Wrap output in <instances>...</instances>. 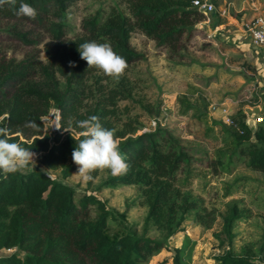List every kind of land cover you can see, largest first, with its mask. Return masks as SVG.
I'll use <instances>...</instances> for the list:
<instances>
[{"label":"trees","instance_id":"obj_1","mask_svg":"<svg viewBox=\"0 0 264 264\" xmlns=\"http://www.w3.org/2000/svg\"><path fill=\"white\" fill-rule=\"evenodd\" d=\"M79 1L16 0L14 6L0 7V42L42 46L44 54L43 60L36 54L17 60L6 59L0 50V127L9 130L10 142L40 154L41 165L59 170L64 179L76 171L72 153L76 140L82 138L78 122L96 115L104 127L114 129L118 103L136 99L129 77L117 79L89 68L81 59L79 44L110 43L126 59L125 72L145 59L132 44L137 34L154 42L168 61H194L188 48L200 35L197 25L206 18L193 6L194 0H100L97 10H81L78 19ZM22 2L37 10L35 19L16 15ZM52 108L60 112L61 129H71L78 137L43 136L41 118ZM187 109L194 111L193 119L203 127V138H209L215 127L223 135V145L204 163L214 175L228 169L233 160L264 174V121L252 129L242 110L224 124L196 107ZM129 123L123 122L124 129L115 134L130 169L120 176L109 170L105 184L136 188L148 208L145 223L164 231V239L130 230L111 240L106 234L111 214L95 193L75 200V189L51 175L21 171L0 178V250L16 249L23 256L0 257V264H150L162 252L170 254L165 261L171 264H187L190 243L172 249L167 240L181 232L190 217L193 227L207 228L214 220L178 185V174L192 164L193 150L159 126L134 136L135 128ZM227 212L222 227L231 240V229L241 214L236 206ZM216 264H264V236L259 248L245 245L239 253L224 250Z\"/></svg>","mask_w":264,"mask_h":264},{"label":"rangeland","instance_id":"obj_2","mask_svg":"<svg viewBox=\"0 0 264 264\" xmlns=\"http://www.w3.org/2000/svg\"><path fill=\"white\" fill-rule=\"evenodd\" d=\"M231 1L214 0L215 12L197 25L200 35L188 48L196 58L194 61H168L163 51L155 48L154 42L140 34L134 36L132 44L145 59L123 75L133 82L136 99L120 101L118 120H113L115 131L124 129L122 123L129 121L135 128L134 136L153 131L157 126L166 128L181 145L193 150L192 164L178 174V185L183 195L199 201L214 220L207 228L193 227L190 217L181 225L182 231L167 240L172 249L183 248L190 243L187 264H216V258L228 248L239 253L245 245L259 248L263 243L264 174L233 160L228 169H220L214 175L204 163L223 145V135L220 128L215 127L209 138H203V127L193 119L194 111L187 109L196 107L200 112H206L210 119L224 124L242 110L252 129L264 121V49L252 50L248 31L244 29L253 19L244 12H228L221 17L225 19V25L216 32V24L220 22L216 4L227 5ZM99 2L79 1L80 15L77 18L82 11L97 10L102 1ZM231 18L232 21L229 20ZM0 50L4 51L6 59H22L25 54H36L44 59L42 46L26 48L0 42ZM252 107L259 108L257 116L252 113ZM41 122L43 136L52 137L54 133L60 134L61 139L70 133L79 136L71 129H61L57 109L52 108ZM40 157L37 154L36 162L23 172L38 170L51 175L75 189V200L95 193L106 203L111 214L106 228L111 240L124 236L130 230L149 238L164 239V231L145 223L148 208L140 201L136 188L106 186L105 181L110 176L108 169L94 172V180L89 183L76 174L79 166L73 161L76 171L64 179L59 170L52 171L42 166ZM4 175L0 171V178ZM232 206L237 207L241 217L231 229L234 237L230 240L222 226L223 218ZM11 255L23 256L16 249L0 250V257ZM169 257L168 252H162L150 264H171V261H165Z\"/></svg>","mask_w":264,"mask_h":264},{"label":"clouds","instance_id":"obj_3","mask_svg":"<svg viewBox=\"0 0 264 264\" xmlns=\"http://www.w3.org/2000/svg\"><path fill=\"white\" fill-rule=\"evenodd\" d=\"M15 5L16 0H0V7ZM16 15L35 19L37 10L29 3H20ZM81 59L87 61L89 68L95 67L109 77H121L128 67L124 57L117 54L110 43L89 41L79 44ZM81 139L72 158L78 167V174L84 181H93L97 170H110L113 176L126 174L130 169L127 157L122 154L115 130L104 127L96 115L78 122ZM36 153L31 148L10 142L9 130L0 127V171L5 175L15 174L27 169L36 162Z\"/></svg>","mask_w":264,"mask_h":264},{"label":"crops","instance_id":"obj_4","mask_svg":"<svg viewBox=\"0 0 264 264\" xmlns=\"http://www.w3.org/2000/svg\"><path fill=\"white\" fill-rule=\"evenodd\" d=\"M205 1L211 3V0H205ZM211 4L213 5L214 3H211ZM216 6H218L216 8V15H218L220 18L219 19L220 22L216 24V32L219 29H222L223 26L225 25V22H224L225 19L221 17H225L226 15H228L227 13L228 12L230 13L231 11H235L237 14L244 12L245 15L249 16L252 19H254L256 16L264 17V0H232L231 2H228L227 5H223V4L217 5L216 4ZM229 20L232 21V18ZM244 29L246 30V26L244 27ZM251 48L252 50H255V52H257L258 50L254 48L253 46H251ZM253 108H256V107H252L251 109Z\"/></svg>","mask_w":264,"mask_h":264},{"label":"built area","instance_id":"obj_5","mask_svg":"<svg viewBox=\"0 0 264 264\" xmlns=\"http://www.w3.org/2000/svg\"><path fill=\"white\" fill-rule=\"evenodd\" d=\"M192 4L199 12L206 14L207 17L215 12L214 6L205 0H194ZM246 30L250 37L251 46L256 49H264V17L256 16L246 25Z\"/></svg>","mask_w":264,"mask_h":264},{"label":"water","instance_id":"obj_6","mask_svg":"<svg viewBox=\"0 0 264 264\" xmlns=\"http://www.w3.org/2000/svg\"><path fill=\"white\" fill-rule=\"evenodd\" d=\"M258 111H259L258 108H253V109H252V113H254L256 116H257V114H258Z\"/></svg>","mask_w":264,"mask_h":264}]
</instances>
